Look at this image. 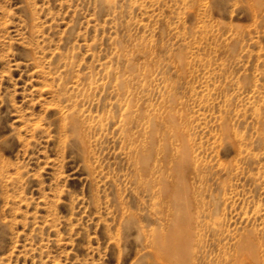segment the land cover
Listing matches in <instances>:
<instances>
[{
	"label": "rangeland",
	"instance_id": "1",
	"mask_svg": "<svg viewBox=\"0 0 264 264\" xmlns=\"http://www.w3.org/2000/svg\"><path fill=\"white\" fill-rule=\"evenodd\" d=\"M0 264H264V0H0Z\"/></svg>",
	"mask_w": 264,
	"mask_h": 264
}]
</instances>
